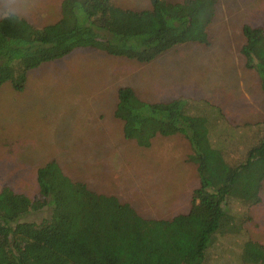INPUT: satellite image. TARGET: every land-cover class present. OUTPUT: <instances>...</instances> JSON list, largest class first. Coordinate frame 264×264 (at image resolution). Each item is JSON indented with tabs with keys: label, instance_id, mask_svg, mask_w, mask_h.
<instances>
[{
	"label": "rangeland",
	"instance_id": "obj_1",
	"mask_svg": "<svg viewBox=\"0 0 264 264\" xmlns=\"http://www.w3.org/2000/svg\"><path fill=\"white\" fill-rule=\"evenodd\" d=\"M112 1L122 8L149 7V0ZM60 2L0 0V17L15 13L39 27L60 17ZM210 22L207 43H180L149 62L81 47L28 70L21 90L4 82L0 189L9 186L34 197L36 169L55 160L71 179L133 208L144 219L187 212L199 182L189 142L175 134L139 146L124 137L114 110L117 91L124 86L146 101L183 98L187 113L203 111L211 143L224 158L241 161L252 133L238 129L243 123L264 121V92L240 52L245 41L242 26L264 27V0H215ZM213 107L241 132L223 142V119L212 114ZM260 196L261 201L249 208L234 204L228 209L235 231L215 235L203 264H264V179ZM45 211L26 218L38 220ZM248 242L258 249L255 262L243 258Z\"/></svg>",
	"mask_w": 264,
	"mask_h": 264
},
{
	"label": "trees",
	"instance_id": "obj_2",
	"mask_svg": "<svg viewBox=\"0 0 264 264\" xmlns=\"http://www.w3.org/2000/svg\"><path fill=\"white\" fill-rule=\"evenodd\" d=\"M214 9L215 0H149L142 9L117 7L112 0H61L60 17L43 26L15 13H8L15 19L2 15L0 86L10 81L21 90L28 70L76 48L144 63L180 43H207ZM242 33L245 66L256 72L264 92V27L244 24ZM185 103L180 97L146 101L124 86L117 91L114 115L124 137L139 146L175 134L189 142L199 182L187 212L144 219L71 179L55 160L47 161L36 169L34 197L9 186L0 189V264H203L215 235L235 231L228 209L261 201L264 121L240 126L238 130L252 133L244 157L227 161L211 143L203 111L187 113ZM212 114L223 119V142L241 132L215 107ZM44 210L38 220L26 218ZM257 251L248 242L244 260L255 262Z\"/></svg>",
	"mask_w": 264,
	"mask_h": 264
},
{
	"label": "clouds",
	"instance_id": "obj_3",
	"mask_svg": "<svg viewBox=\"0 0 264 264\" xmlns=\"http://www.w3.org/2000/svg\"><path fill=\"white\" fill-rule=\"evenodd\" d=\"M3 18H7V19H15V17L9 18V15H8L7 12L4 14V17H3Z\"/></svg>",
	"mask_w": 264,
	"mask_h": 264
}]
</instances>
